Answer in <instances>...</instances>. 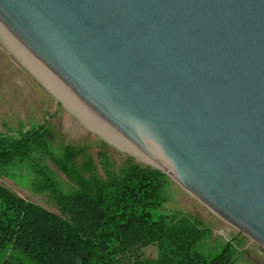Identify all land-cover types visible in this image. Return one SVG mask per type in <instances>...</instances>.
<instances>
[{"label": "water", "instance_id": "1", "mask_svg": "<svg viewBox=\"0 0 264 264\" xmlns=\"http://www.w3.org/2000/svg\"><path fill=\"white\" fill-rule=\"evenodd\" d=\"M0 41L264 249V0H0Z\"/></svg>", "mask_w": 264, "mask_h": 264}, {"label": "trees", "instance_id": "2", "mask_svg": "<svg viewBox=\"0 0 264 264\" xmlns=\"http://www.w3.org/2000/svg\"><path fill=\"white\" fill-rule=\"evenodd\" d=\"M36 153L68 178L69 189L59 187ZM96 156L97 164L87 149L70 144L54 154L41 123L17 135L0 133V174L26 164L32 190L47 192L58 210L0 185V264H232L228 241L205 255L196 245L207 227L159 211L168 176L130 157L116 166L105 149ZM147 245L155 246V257L139 251Z\"/></svg>", "mask_w": 264, "mask_h": 264}, {"label": "rangeland", "instance_id": "3", "mask_svg": "<svg viewBox=\"0 0 264 264\" xmlns=\"http://www.w3.org/2000/svg\"><path fill=\"white\" fill-rule=\"evenodd\" d=\"M40 123L48 135L50 151L54 154H59L64 144H70L87 149L96 164L97 150L105 149L116 166L124 157H130L135 162L152 167L107 142L80 122L36 81L0 41V133L17 135ZM35 159L54 175L62 190L69 189L71 182L46 156L36 153ZM5 171V174H0V185L26 200L58 213L47 192L32 190L33 175L26 164ZM168 179L164 188L165 201L159 211L169 215H187L196 225L208 228L209 233L196 245V249L205 255H212L223 242L228 241L232 249V264H264V249L260 245L216 216L171 178ZM139 251L146 257L156 255L154 245L139 248Z\"/></svg>", "mask_w": 264, "mask_h": 264}, {"label": "bare ground", "instance_id": "4", "mask_svg": "<svg viewBox=\"0 0 264 264\" xmlns=\"http://www.w3.org/2000/svg\"><path fill=\"white\" fill-rule=\"evenodd\" d=\"M89 128V127H88ZM92 130V129H91ZM95 132V131H94ZM98 134V133H97ZM99 135V134H98ZM102 137V136H101ZM103 138V137H102ZM103 139H105V138H103ZM106 140V139H105ZM107 142H109V143H111V144H113L114 146H116L117 148H119V149H121V150H123V151H126V150H124L123 148H121V147H119V146H117V145H115L114 143H112V142H110V141H108V140H106ZM126 152H128V151H126ZM130 153V152H129ZM133 155V154H132ZM133 156H135V155H133ZM138 158V157H137ZM140 159V158H139ZM141 160V159H140ZM143 161V160H142ZM145 162V161H144Z\"/></svg>", "mask_w": 264, "mask_h": 264}]
</instances>
